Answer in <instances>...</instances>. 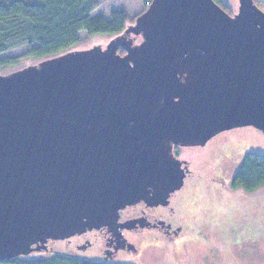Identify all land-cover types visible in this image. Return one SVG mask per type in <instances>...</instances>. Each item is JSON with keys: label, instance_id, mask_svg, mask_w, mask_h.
Instances as JSON below:
<instances>
[{"label": "water", "instance_id": "1", "mask_svg": "<svg viewBox=\"0 0 264 264\" xmlns=\"http://www.w3.org/2000/svg\"><path fill=\"white\" fill-rule=\"evenodd\" d=\"M237 9L152 0L105 48L0 75V262L168 205L188 171L173 146L264 136V12Z\"/></svg>", "mask_w": 264, "mask_h": 264}, {"label": "rangeland", "instance_id": "2", "mask_svg": "<svg viewBox=\"0 0 264 264\" xmlns=\"http://www.w3.org/2000/svg\"><path fill=\"white\" fill-rule=\"evenodd\" d=\"M98 1L100 6L92 15L108 18L112 11L124 10L130 18L128 25H133L145 7L140 0ZM226 3L230 15L237 13L238 0H226ZM79 38L80 43L73 51L94 46L105 48L114 36L88 37L81 32ZM140 40L138 38L135 43ZM24 53V47L17 48L0 55V59L16 58ZM40 61L20 58L16 65L0 70V75ZM249 151L264 155V136L250 126L219 133L202 148L192 146L173 150L179 159L191 162L188 168L191 174L170 198L169 204L174 208L170 222L182 229L180 237L173 242L162 243L155 237L154 230L146 229L140 234L132 233L129 238L139 251L137 254L122 251L104 260V237L101 232H91L88 234L91 243L84 249L77 248L83 237L73 238L70 242L49 241L52 251H36L21 258L47 259L58 253L107 264H264V188L258 193H246L232 189L230 182ZM136 258L144 262H138Z\"/></svg>", "mask_w": 264, "mask_h": 264}, {"label": "trees", "instance_id": "3", "mask_svg": "<svg viewBox=\"0 0 264 264\" xmlns=\"http://www.w3.org/2000/svg\"><path fill=\"white\" fill-rule=\"evenodd\" d=\"M152 0H140L144 10ZM228 14L226 0H213ZM256 8L264 12V0H253ZM98 0H0V55L17 48L25 53L16 58L0 59V70L16 65L20 58L48 60L72 51L80 43L79 34L88 37L106 34L121 36L130 26L124 10L112 11L108 18L92 15L99 7ZM142 14V13H141ZM137 18V17H136ZM135 21V20H134ZM135 44L138 38L130 36ZM120 55L124 50H119ZM231 188L246 193H258L264 188V155L249 151L242 158L231 179ZM0 264H107L78 259L71 255L56 254L47 259L30 260L15 257Z\"/></svg>", "mask_w": 264, "mask_h": 264}, {"label": "flooded vegetation", "instance_id": "4", "mask_svg": "<svg viewBox=\"0 0 264 264\" xmlns=\"http://www.w3.org/2000/svg\"><path fill=\"white\" fill-rule=\"evenodd\" d=\"M177 148L180 147L173 146L172 152ZM173 155L180 162H182L183 168L185 166L187 167V169L189 168L191 162H188L185 159H179L177 155L174 154V152ZM185 173L186 176L191 174L189 170L188 171L185 170ZM172 196L173 194H171V197ZM173 214H174V208L170 204L165 205L163 207L156 206L150 208V207H146L145 204L141 201V203L127 206L119 211L117 218L114 220V223L116 222V226L118 227V230L112 231V230H108L107 227H102L99 230H91L87 233L67 238V240L64 241L70 242L71 239L73 238L80 239L81 237H83L82 243L79 244L77 248L84 249L90 245L89 244L90 241H88V234L91 232H98V233L101 232L105 241V247L103 250L104 260H107L122 251L127 252L129 254H132L133 252L137 254L139 251L129 240L132 233L140 234L142 233V231L146 229L154 230L155 237L157 239H160L162 243L168 241L173 242L180 237V232L182 229H180L175 225L173 226L172 223L170 222V218L173 216ZM46 244H47L46 251H50V250L52 251L53 248L51 247L49 241ZM46 251L42 250L37 252H46ZM136 260L141 263L144 262L143 260H141V258H136Z\"/></svg>", "mask_w": 264, "mask_h": 264}]
</instances>
